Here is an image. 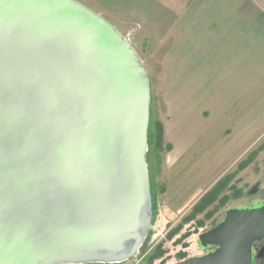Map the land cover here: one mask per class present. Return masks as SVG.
<instances>
[{
  "label": "water",
  "instance_id": "water-1",
  "mask_svg": "<svg viewBox=\"0 0 264 264\" xmlns=\"http://www.w3.org/2000/svg\"><path fill=\"white\" fill-rule=\"evenodd\" d=\"M151 88L128 40L76 0H0V264H120L152 225ZM255 192V191H254ZM176 264H257L262 201Z\"/></svg>",
  "mask_w": 264,
  "mask_h": 264
},
{
  "label": "rangeland",
  "instance_id": "rangeland-1",
  "mask_svg": "<svg viewBox=\"0 0 264 264\" xmlns=\"http://www.w3.org/2000/svg\"><path fill=\"white\" fill-rule=\"evenodd\" d=\"M76 1L128 40L150 82L152 225L138 255L120 264H176L200 257L205 251L199 236L217 226L228 209L262 201L264 73L248 75L237 99L234 91L222 90L198 107L201 74L164 72L161 63L169 59L151 58L139 46L135 32L141 26L129 16L138 8L133 0ZM195 84L200 90L192 89Z\"/></svg>",
  "mask_w": 264,
  "mask_h": 264
},
{
  "label": "crops",
  "instance_id": "crops-1",
  "mask_svg": "<svg viewBox=\"0 0 264 264\" xmlns=\"http://www.w3.org/2000/svg\"><path fill=\"white\" fill-rule=\"evenodd\" d=\"M133 1L139 46L151 58L169 59L164 72L201 74L198 107L222 90L237 99L248 75L264 73V0Z\"/></svg>",
  "mask_w": 264,
  "mask_h": 264
},
{
  "label": "flooded vegetation",
  "instance_id": "flooded-vegetation-1",
  "mask_svg": "<svg viewBox=\"0 0 264 264\" xmlns=\"http://www.w3.org/2000/svg\"><path fill=\"white\" fill-rule=\"evenodd\" d=\"M201 249V248H200ZM264 249V243L263 244H258V245H256V247H255V250H256V252L257 253H259L260 251H262ZM202 250V249H201ZM202 251H204V250H202ZM205 252H207L206 250H205ZM257 264H264V257L262 258V259H258L257 260Z\"/></svg>",
  "mask_w": 264,
  "mask_h": 264
}]
</instances>
